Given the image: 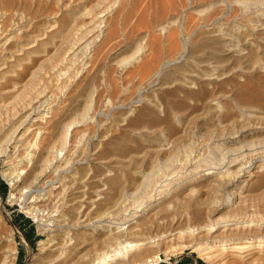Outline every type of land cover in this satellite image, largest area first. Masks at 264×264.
<instances>
[{
	"label": "bare ground",
	"instance_id": "6f19581e",
	"mask_svg": "<svg viewBox=\"0 0 264 264\" xmlns=\"http://www.w3.org/2000/svg\"><path fill=\"white\" fill-rule=\"evenodd\" d=\"M7 1L11 0H0V5L4 6ZM21 1L25 8L34 5L33 8L38 10L44 0ZM71 1H76L77 8L76 5L73 6L75 8L69 7V17L74 25L80 24L75 34L70 33L71 28L65 24L58 31L50 26V30L33 35L26 44L16 49L8 46L12 32L5 28L6 23L1 16L0 87L6 80L19 77L23 69H31L38 58L43 59L41 62L52 63V68L60 69L59 65L64 67L66 64H61L71 63L78 52L95 50L101 40L100 37L96 39V29L105 19L103 13L106 8H101L100 0ZM196 3L197 0H186L180 13L171 14L163 23L160 21L162 24H159V30L164 33L178 22L184 10L193 12L197 19L194 16L191 18L196 21L187 19L186 26L184 23L179 26L183 37L175 31L176 28L169 31L164 42L166 44L164 40L152 37L146 49L153 55L145 62L141 61L146 53V45L140 41L128 57L114 66L123 79L135 81L138 89L136 93L132 91L134 96L126 92L131 89L124 87L123 91L120 90L115 100L116 106L110 105L109 99L103 97L100 102L104 109L109 106L122 110V102L128 99H131L130 102L134 99L132 102L138 104L145 101L150 106L149 109L142 108L134 118L124 110L122 121L129 124L114 127L115 131L122 129L118 137H114L115 134L112 136L113 124H107L108 121L94 124L97 116L106 119L107 115L96 110L97 86L93 79L87 85L83 102H78L80 105L77 108L68 109L62 103L65 99L67 101V89L64 88L72 85L70 80L60 77L53 86V81H49L51 74L41 77L42 74L35 68L30 71L28 82L26 80L22 84L15 80L13 90L9 91L12 100L0 103V160L4 166L2 176L23 199L32 196L25 212L34 215L40 213L43 221L38 224L39 232L47 235L39 243V252L32 256L28 264H160V254L168 257L185 248L198 250L199 256L207 258L211 264H250L264 260L263 209L259 207L261 211L253 209L256 212H251L246 204L245 207L241 206L247 201L245 199L249 193H244L242 185L237 188L238 183L248 184L252 175L261 179L264 174V133L260 131L264 127H220L215 135L209 131L200 134L185 126L188 130L184 127L182 131L185 134L174 138L173 144L171 137L176 131L169 122L178 118L176 114L182 107L181 101L169 98L168 92L162 95L154 93L152 96L145 94L148 86H170L165 79L160 82L169 67L182 68L179 65L188 53L187 39L190 36L185 34L184 26L195 30L200 26L216 25L222 33L218 35L220 39L216 37L219 40L210 49L218 51L220 48L217 46L220 45L222 52L236 58L235 65L239 68L228 79L216 67H210L212 71L204 76L194 73L193 77L180 84L184 97L188 99L198 95V98L202 90L208 89L203 96L206 99L217 91L218 84L231 85L232 82L236 101L243 106L251 103L244 96L245 82L240 83L238 80L239 77L248 79L250 70L254 71V68H264V60L259 55L260 46H255L256 50L252 52L253 35L258 41H264V0H203L198 5ZM87 5L89 8H86ZM229 21L230 28L224 32L221 25ZM111 32L107 37L110 38ZM56 34H59L60 39L54 42ZM146 35L145 32L140 39L146 38ZM165 46L168 47L167 51H164ZM50 50H53L52 54H48ZM89 57L85 58L83 66ZM44 67L47 70L48 67ZM129 67L132 69H127ZM80 72H83L82 68L77 75ZM39 80L43 83L36 87ZM49 82H52V86H48ZM101 86L110 87V83L101 80ZM172 86L171 90L176 91L177 85L173 89ZM212 98L210 102H213ZM214 102L217 105L212 110L216 108L219 112L221 105L218 100ZM240 110L247 115L244 108ZM89 125L93 133L88 138ZM126 126L136 130L140 139L136 147L129 146L130 139L122 133L127 131ZM159 160L171 167L161 170L157 166ZM93 161L100 163L94 165ZM148 167L152 173L146 171ZM91 169H94V177H97L92 186L93 193L88 191L93 180L83 177ZM35 185L40 187L33 190ZM216 186H221L222 195L213 194ZM203 188L210 190L203 192ZM125 196L131 199L124 200ZM263 197L260 199L259 196L262 203ZM74 200H78L77 204H74ZM44 209H48L44 212H51L44 214ZM3 222L4 216L0 212V254L7 252L3 259L0 256V264H14L18 253L14 231L10 228L7 234Z\"/></svg>",
	"mask_w": 264,
	"mask_h": 264
},
{
	"label": "rangeland",
	"instance_id": "374dc122",
	"mask_svg": "<svg viewBox=\"0 0 264 264\" xmlns=\"http://www.w3.org/2000/svg\"><path fill=\"white\" fill-rule=\"evenodd\" d=\"M105 1L106 0H104V1L100 0V2H102L101 8L102 7L106 8V11L103 13V14H105L104 15L105 19H103L104 21L101 22L99 24L100 27H98V29H96V30H98L97 33L95 34L96 39H99V37H100L101 40H100V42L97 43L98 46L95 47L94 51L89 52V50H87V52L85 53L84 52L85 50H82V51L78 52V54H76L77 56L75 55L74 56L75 58L74 57H73L74 59L72 58L71 63L67 62V63L61 64L62 66H64L66 64L64 67H61L59 65L58 67L60 69L52 68V67H54L53 64L49 63L47 61L41 62V60H43L42 58L36 59L34 66L31 69L25 70V71L23 69L21 71L22 73L21 72L19 73V77H17V78L13 77L12 79L6 80V82L3 83L5 85L2 84V86L0 87V98H1L0 103L10 102L12 99L9 97V95H10L9 91L13 90L14 82L17 81V82L22 83V84H24L26 82V80L28 82V80L30 79L29 77L31 76L30 71L35 69V68L36 69L38 68L37 70L42 74V75L40 74L41 77L42 76H48L49 74H51V75H49V76H51V78L49 77L50 78L49 81H53V84H52V82H49L50 84H48V86H52V85L54 86L55 84H57L58 83L57 81L60 80V77L62 79L68 78L70 80V83L72 85L70 84L71 86H68V87L66 86L64 88V89H67V90H65V93H66L65 98H67V101L65 99V101H63V103L64 102L65 103L64 104L62 103V105H65V107H67L68 109L77 108L83 102V100L86 97L85 91H86V88L88 87L87 85L89 84L90 80L93 79L95 85L97 86V92H96L97 94L95 95V98H96V96L98 97V98H96V104H97L96 110L107 115L106 119H104L102 116H97L96 122L94 124H96V123L97 124H103L106 121H108V122H106L107 124H113V126H112L113 128L111 127V131L113 132L112 136L115 134L114 137H116V136L118 137L119 136L118 133L120 132V130L122 131V129H120L119 131H117V130L115 131L114 127L117 128V125L121 126L122 124H127V123L129 124V122H123L122 121V119L124 117V115H123L124 110L126 111V113L132 114V118H134L136 116V114L142 108H148L149 109L150 106L148 105L147 102L144 101L141 104L133 103L132 101H134V99L131 102H130L131 99H128L127 101L122 102V103H124V109H122V110L119 108H116V107L110 108L109 106L105 107V109H104V107L101 105V102H100L103 97H107L109 99L110 105L116 106L117 103L115 100H117V97L120 95L119 93H121V91H123L122 89H124V87H126V89H131L129 91L126 90V92H129L133 96L136 93L135 91H137V89H138L135 81L132 82V80H130V79H123L119 75V73L116 72L117 68H115L116 67L115 65L117 63H119L120 61H122L124 58L128 57L135 50V46L138 43H140V41H141L142 45H146L145 46V50H146L145 52L146 53H144V56H143L141 62H145V61L149 60L152 57L153 53L146 48H148L147 44L150 42L152 37H153V39L157 38V39H160L161 41L164 40L163 41V43H164L166 41L165 38H167V35L171 31H174V28L177 29L175 31L178 34L180 33V36H181L182 34H181L180 29H179V26L183 23H184L183 25L186 26L185 23H187L186 22L187 19L191 20V22H193L192 20L196 21L197 16L195 17V15L192 14L193 12H189L190 10H184L183 15H180L178 22L174 26L169 28L164 33H160L161 31L159 30V24L161 22L163 23V21L165 22L170 17L171 14L180 13L181 10L184 9L183 7H184V3L186 0H107L106 2ZM202 1L203 0H197L196 4L198 5L199 3H202ZM204 1H206V0H204ZM50 2H51V4H50ZM64 3H66V4H64ZM89 5H91V3ZM89 5H87L86 8H89L88 7ZM22 6H23V9H22ZM65 6L67 7L66 10L64 9ZM73 6H75L77 8L76 1L74 2L71 0H44L43 3H41L40 9H38V10L34 9L35 8L34 5H33L34 8L31 6L32 9H31V7H29L30 9L25 8L24 5L22 4L21 0H19V1L11 0V1H7L4 6L0 5V18H2V17L4 18V23H6L5 28L7 27L6 29H11L10 32H12L9 35L10 39L8 42L9 43L8 46L11 47V49H16L19 46H21L22 44H26L31 39V37H33V35L36 36L37 34H40L43 31H46V30L48 31L51 29L52 26H54V28H55L53 30L58 31L65 24L68 26V28H71L70 33L73 34L74 31L76 32V30L80 28V26H79L80 24H78L77 26L74 25V23H72V21H73L72 18L69 17V11H70L69 7L72 8ZM75 7H73V8H75ZM41 8H43V9H41ZM109 10H110V12H109ZM13 14H15V15H13ZM191 16H192V18L194 16L196 19H192ZM205 16H207V15H205ZM11 18H12V20H11ZM12 21L13 22L16 21L17 24L15 22L13 23ZM17 21H19V22H17ZM222 21L223 20H221L220 22H222ZM202 24H205V23H202ZM224 24L223 25L226 27V29L223 25H221V24H219V25H221L224 28V32H225V31L229 30L230 26L228 24H231V21L227 22V24L226 23H224ZM7 25H9L10 27ZM14 25H16V26H14ZM185 26H184L185 34L187 33V35L188 36L190 35L191 37L189 36L188 37L189 40L187 39L188 53L186 55V58L184 57L183 60L181 61V64L179 65V66H182V68L169 67L164 72L165 73L163 75L164 77H162V79L160 80V82H163V80L165 79L164 81H167V83H169L170 86H172V84L174 83V85L172 86V89L177 85L175 87L176 91H174V89L171 90V87L168 84H166L165 86L160 85L161 87L158 85H154V87L148 86L146 88V91H145V94L150 95V96H152L154 93H157V94L159 93L158 95H162V94H165V92H168L169 98L171 97L173 100H176L177 102L181 101L180 103H181L182 107H180L181 109L176 114L178 116V118L175 120L173 119L169 122V124L171 123L170 125L173 126L175 128V131H176L175 134L171 137L173 144L175 142L174 138H176L177 136H183L185 134V132H183L185 128H186V130L189 129L192 131H198L200 134H204L205 132L209 131V132L217 135L218 134L217 131H218V129H220V127H222V128L226 127V129L233 127V126L238 128L241 125H255L258 127L259 126L264 127V71H263L264 68L263 69L254 68V69H252L254 71H251L250 69L252 67H250L248 70H250V73H252V75L249 73L248 79H244V77L243 78L239 77L238 81L240 83L245 82L244 83V85H245L244 86V90H245L244 96H245L247 101L251 102L249 104V106L240 105L236 101V99L234 98V95H233V91H232V86H231L232 82H231V85H230V83L229 84L221 83L222 85L218 84L217 91L214 94H216V95L218 94L217 96L219 98L213 94L211 97H207L206 99H204L203 96H204V94L207 93L208 89H206V91H205V89L202 90V92L199 94L201 97L199 96L197 98L196 96H198V95L194 96L193 98L190 97L192 99H190V98L187 99L186 97H184V90L181 89L180 84L182 83L183 80H185L191 76L193 77L194 73H196L197 76L198 75L204 76L205 73L212 71V70H210V67H211V69L216 67L218 70H220L221 72L224 73V75L226 76L225 79L226 78L228 79V78H231V76H232L231 74L234 73L236 71V69L239 68L238 65H235V59L236 58L231 56V54H228L226 52H225L226 53L225 54L224 51L222 52L220 45L217 46L220 48L219 49L220 51L218 50L220 53L218 51L214 52L212 49H210L211 48L210 46H212V44L215 41H218L220 39L218 37L220 32L222 33V31H219L220 27L218 28V26H216V25H214L213 27L210 25H207L209 28L207 26H203V27L200 26L198 29L194 30L191 27L189 29L188 27L186 28ZM192 27H194V26H192ZM205 28H207V29H205ZM40 29H41V31H40ZM189 30H190V32H189ZM111 31L114 33H112ZM110 32L113 36L111 35L109 38V37H107V35H109ZM145 32L147 34L146 35L147 37L144 39H140V36L142 34H144ZM11 34H12V36H11ZM48 34H50V32H48ZM105 34H106V37L104 36ZM212 34H214V36ZM19 35H21V36H19ZM24 35H26V37ZM211 36H213V37H211ZM182 37H183V35H182ZM216 37H218L219 39H216ZM252 38L254 40L253 41L254 44L256 43L255 45L254 44L252 45V48H253L252 52L254 50H256L257 46H260V48H261V51L259 54L261 56L260 59L264 60V53H263L264 48H262V47H264L263 46L264 41L263 40H262V42L258 41L254 35L252 36ZM58 39H60L59 34L53 40H54V42H57ZM104 39H108V40H105V41H107V43L104 41ZM164 44H166V43H164ZM167 48L168 47H166L164 49V51H167ZM49 52L50 53H48V54H52L53 50H50ZM86 57H89V60L86 63H84V66H83L82 63L85 62ZM40 62L42 64L37 65ZM46 62L49 65H47ZM141 62H139V63H141ZM87 63H89V64H87ZM51 64H52V66H50ZM99 64H102V65L104 64V65L99 66ZM44 65L48 67V68L46 67L47 70L45 69ZM96 65L99 66V68ZM208 65H210V66H208ZM37 66H39L40 68ZM100 67H102V69H100ZM80 68H82L83 72H80V74L77 75L79 73ZM51 69H53L55 72ZM127 69L130 70V69H132V67H129ZM40 70L41 71L43 70L45 72V75L43 74L44 72L43 71L41 72ZM56 70H57V73H56ZM46 71H49V72H46ZM52 71H53V73H52ZM204 71H206V72H204ZM58 72L60 73V75L58 74ZM54 75H56V76L54 77ZM166 75H168V76H166ZM255 77H257V78L254 79ZM56 78H58V79L56 80ZM43 79L46 80L45 78H43ZM108 79L111 81H108ZM101 80H104V81L110 83V87L101 86ZM168 81H170V82H168ZM129 82H130L131 88L129 86ZM176 82H178V83L175 84ZM38 83L35 84L36 87H37V85H39L38 87H40L41 86L40 83L42 84L43 81L39 80ZM126 83H127V86H125ZM133 84H135V85H133ZM35 85H34L33 89L35 88ZM223 85L225 88L223 87ZM230 87H231V89H230ZM68 89H69V91H68ZM105 91H107V92H105ZM132 91L135 93H133ZM176 93H177V95H176ZM67 94H69V95H67ZM250 96H251V98H249ZM180 97H181V99H179ZM212 97H214V98H212ZM211 98H212L213 102L217 101V100L219 101L218 104L221 105V110L219 112H217L216 108H214L212 110V107L217 105V104H215V102H214V104H212L213 102H210ZM68 101H69V103H68ZM202 101H203V103H202ZM78 102L79 103L81 102V103L79 104ZM246 106H247V109L245 108ZM241 108H244L249 113L250 116L248 115V113H247V115H245L240 110ZM35 112H37V111L35 110ZM217 113H218V117L216 116ZM243 115H244V117H242ZM139 117L135 118L134 121L139 119ZM185 126H188V129ZM91 127L92 126H90V125L87 127L88 131H90L88 138L90 136H92V133H93V131H92L93 129ZM94 128H97V126H95ZM126 129H127V131L125 130L122 133H124L127 136V138L130 139V141H128L129 146L136 147L140 142V139L138 138V135L136 134V130H134L133 128L128 127V126H126ZM131 131H132V133H131ZM260 131L263 134L264 128L260 129ZM86 138H87V136H86ZM90 149L91 148L88 146V150H90ZM179 158L180 157L178 156V159ZM104 160H108V158L107 159L105 158ZM94 162L95 161H93L94 165L95 164L97 165L100 163V161H96L95 163ZM157 166L161 170L162 169L165 170V169L171 167L170 165H164L161 160H159V162L157 163ZM3 168H4V166H3L2 160H0V212L3 213V216H4L3 224L5 223V225H4V227L6 228L5 232L8 234V231H10V228L13 229V231H14V238L16 240L15 243H16V247L18 249L17 250L18 253H17L16 259L14 261L15 262L14 264H28L30 259L32 258V256L39 252L38 251L39 243L42 239H46L47 235L46 234H40V232H39L38 224L41 223V221H43L42 218H40V215H39L40 213L38 212V213H35V215H34V213L28 214L25 212L27 210V204L32 200V196L29 195L28 198L24 197V199H23V196L20 193H17L15 190H13V188H11L10 182L5 177L2 176L1 171L3 170ZM94 169L86 171L84 176H83V177H90V178H88V179H90V181L93 180V183L90 184V188L88 190L91 193H93L92 186L94 185V182H96V179H97V177H94V175H95ZM146 171L147 172L150 171V173H152V170L150 167H148V169ZM263 175L261 176L263 179L262 178L258 179L260 177H256V176L252 175L249 178L248 184H243V183H238V185L236 184L238 189L242 185V190L244 191V193L250 194V195L249 194L247 195V197H246L247 199H245V201L246 200L247 201L246 202L243 201V203L244 202L245 203L241 204V206L244 205V207H245V204H246V208H248V210L251 212L253 211V209L257 211L260 207L263 209L262 214L264 213V207H263L264 206V197H263V195H264V177H263ZM259 180H260V182H259ZM39 187H40L39 185H35L32 187V189L35 190ZM237 188H236L235 192L238 191ZM214 189H217V190H214ZM214 189H213L214 195H216V194H217V196L222 195V193L220 191L221 186H216ZM208 190H210V189H208ZM208 190H206V188L202 189L203 192H207ZM215 191H218V192L214 193ZM259 196H260V199H261V196L263 197V203L261 202L262 200L260 201ZM127 198L131 199V197L125 196L124 200H127ZM77 201L74 200V202H75L74 204H77ZM257 204H258V206H257ZM256 206L258 208H256ZM249 207H251V208H249ZM113 208H115V207H113ZM262 209H259V210L261 211ZM45 210H48V209L43 210L44 214L51 212L50 210L44 212ZM256 211H253V212H256ZM10 216H11V218H10ZM39 220H40V222H39ZM262 252L264 253V248L262 249ZM5 254H7V252L5 253V251H4V253L2 252V254H0V256H2L1 257L2 259H3V256ZM159 257H160V259H159L160 264H211L210 260L208 261L207 258L200 257L198 250H195L193 248H185L182 252H177L174 255H171L168 257L163 255V254H160ZM258 261L259 260H256V262H258ZM256 262L255 263L250 262V264L251 263L257 264ZM260 262L261 261H259L258 264H264V260L262 261L263 263L262 262L260 263Z\"/></svg>",
	"mask_w": 264,
	"mask_h": 264
}]
</instances>
